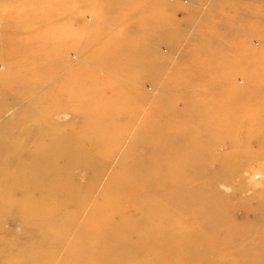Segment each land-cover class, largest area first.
Masks as SVG:
<instances>
[{
	"label": "rangeland",
	"instance_id": "1",
	"mask_svg": "<svg viewBox=\"0 0 264 264\" xmlns=\"http://www.w3.org/2000/svg\"><path fill=\"white\" fill-rule=\"evenodd\" d=\"M35 43L42 49L38 73L27 60ZM34 82L39 88L32 92ZM7 83L9 92L0 88L6 104L0 103L6 113L0 136L27 142L39 137L41 144L62 147L87 144V163L95 166L72 174L79 185L75 190L70 184L71 192L61 187L63 171L43 180L44 193L59 178L52 204L43 197L25 212L0 210L8 217L0 224V260L59 264L54 258L64 256V238L54 250L41 247L46 231L58 232L47 216L53 207L69 228L67 244L77 233L76 221L97 199L87 186L100 182L102 189L111 176H159L185 167L196 170L179 177L207 186L195 188L190 199V229L200 236L184 240L192 245L181 264H264V0H0V85ZM225 164L248 166L240 174L243 191L220 172ZM129 199V207L106 220L122 223L132 209L138 211L135 229L161 222L163 215L154 217L141 199L139 207ZM202 218L209 227L219 221L213 238L236 229L234 248L210 241ZM178 225L166 229L171 233ZM98 235L91 229L78 243L87 264H151L161 242L167 256L159 264H165L184 246L174 242L179 239L143 246L137 230ZM236 249L252 259L239 260L231 254ZM75 256L81 257L79 250Z\"/></svg>",
	"mask_w": 264,
	"mask_h": 264
},
{
	"label": "bare ground",
	"instance_id": "2",
	"mask_svg": "<svg viewBox=\"0 0 264 264\" xmlns=\"http://www.w3.org/2000/svg\"><path fill=\"white\" fill-rule=\"evenodd\" d=\"M31 47V54L28 55L27 60H33V62L30 61V65L34 68L35 72L38 73L39 70L35 67V64L41 58L42 49L38 46V43H35V46ZM30 84L32 85V92H35L37 88H39L36 82ZM8 85V83L0 85L3 92H9ZM34 87H36V89ZM0 103L3 106L6 105L3 97L0 98ZM32 104L37 109L36 113H38V110L41 107L40 102L35 100ZM5 115L6 113L3 114V112L0 111V118ZM38 139L39 137L35 138V141L33 142H27L9 140L0 136V210H18L20 212H25V210L31 209V205L34 202L43 199V197L52 204L58 200L56 188H60L59 178H52L50 184L46 185L47 190L44 193L42 189L43 180L63 171L67 178H65L64 186L61 187L67 188L69 191L70 184L72 188L75 183V190H77L79 182L75 181L72 174L78 171L80 175H84L88 167L95 166L92 162L87 163V144L75 147H62L54 143L41 144L37 141ZM110 157L111 154H107V158L100 162L101 170L99 173L101 176L104 168L110 162ZM83 164H85V166H82ZM225 166L227 167L221 168V166L219 168L220 172H226V174H229L230 181H236L238 183V185L233 183L232 186L243 191L246 185V180L245 176H240V174L241 171L248 166L244 164H225ZM195 170L196 169H185V167L170 168L168 171L162 170L165 173H163L164 175L159 176L136 172V174H133L128 178L123 177L120 180L115 178L116 180L114 181L113 179L111 180V178H113V176H111L102 189H99L100 182L93 186H87V190H91L90 193L94 190V196L97 197V199L90 205V208L87 210V215L84 217L79 215L81 217L73 226L78 227L75 237L66 244V233L69 228L63 227L60 224L57 208L53 207L47 216L53 221V226L58 232L52 229L46 231L45 235L42 237L43 242L41 247H46L48 250H52L54 246L57 245V240L64 238L65 244L62 250L65 251V254L62 257L59 255L56 256L54 260H57L59 264H87V256H83L85 251L83 247L78 246V243L82 242L84 244L85 238L91 229L94 233L106 236H110L114 233H124L128 236L130 232L137 230L138 236L141 240L140 242L143 246L149 245L148 242L153 243V241L160 242L162 240L169 241L170 239H179L174 242H176L177 245H184L183 248L178 251L177 258L175 257L172 261H166L165 264H181L186 257L184 251L186 253V250L192 245L190 241L184 240L194 238L195 241H197L196 239L200 236L193 233V230L190 229V227H193L190 226V223L195 218V216L192 215L194 210L189 211L191 206H195V202L190 199L198 191L200 186L202 191V188L206 187L207 184L203 183V185H201L202 183H200L198 179L187 181L184 177H179V175L183 171L191 172ZM221 174L225 175V173ZM249 179H251V177ZM197 187L198 189H195ZM114 196L118 197L117 200L109 202ZM132 197H134L133 200L136 201L133 202L135 204L132 203V206H141L137 203L141 199L143 201L142 205L146 203L145 207L154 217L163 215L161 222L150 221L151 223L147 224L144 229H135L137 223L135 222L136 219L133 217V214L138 211H132V209L127 212L128 217L122 223H115L113 221L114 218L106 220V218L112 213L121 211L123 205L126 204V207H129L132 200H126ZM178 199L180 201H178ZM210 209L213 211L212 206ZM141 215L143 214L141 213ZM183 218L187 221L186 224L182 221ZM220 218L226 220L222 216H220ZM207 219H200L199 224L200 228H202L201 231L203 232L204 230V232L209 235L208 239L215 243L216 246H222L225 250L234 248L232 247L234 244L232 243V240H230V237H236L238 234L236 232L237 230H227L226 237L224 238L215 235V238H213L212 235L216 232V227L221 228V225L216 218L215 221L218 222L213 225V227H209V224L204 222L207 221ZM7 221V216L0 215V224H4ZM174 223H178L179 225L170 233L166 227H170V224ZM153 227L154 229H152ZM54 238L56 239L54 240ZM183 242H185V244ZM161 246L162 247L157 252L155 260L152 261L151 264L164 262L167 256V253L165 255L167 245L165 242H161ZM3 250V242L0 241V253L3 252ZM78 250L81 257L74 259L78 256H75ZM161 251L164 252L163 255H159V252ZM212 252L216 251L212 250ZM231 254L243 262L252 259L241 249H236L235 251L232 250ZM6 259H8L9 262H6ZM0 264L17 263L13 262L11 258L2 257ZM20 264H29V260L27 259ZM254 264L262 263L255 262Z\"/></svg>",
	"mask_w": 264,
	"mask_h": 264
}]
</instances>
